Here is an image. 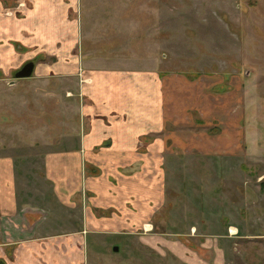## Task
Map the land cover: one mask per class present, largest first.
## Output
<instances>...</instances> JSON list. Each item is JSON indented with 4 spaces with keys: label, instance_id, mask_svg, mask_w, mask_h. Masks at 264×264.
<instances>
[{
    "label": "rangeland",
    "instance_id": "374dc122",
    "mask_svg": "<svg viewBox=\"0 0 264 264\" xmlns=\"http://www.w3.org/2000/svg\"><path fill=\"white\" fill-rule=\"evenodd\" d=\"M75 1L85 66L199 77L202 93L209 84L216 117L232 121L226 133L214 127L218 138L233 139L232 155L166 159V201L153 230L175 245L157 243L158 253L139 240L98 235L86 241L84 263L186 264L178 260L185 246L204 261L217 249V264H264V0ZM62 80L52 88L41 79L0 85V155L13 157L17 202L52 206L60 215L46 220L58 224L45 227L58 231L66 217L50 201L40 156L50 134L75 126L68 91L77 90L72 79ZM230 102L232 114L224 112ZM20 244L4 247L8 260Z\"/></svg>",
    "mask_w": 264,
    "mask_h": 264
},
{
    "label": "crops",
    "instance_id": "0c3cea01",
    "mask_svg": "<svg viewBox=\"0 0 264 264\" xmlns=\"http://www.w3.org/2000/svg\"><path fill=\"white\" fill-rule=\"evenodd\" d=\"M75 2L0 0V85L41 79L52 88L70 78L77 90L68 91L75 126L50 134L40 156L50 201L65 213L61 230L45 227L58 224L46 220L60 215L52 206L45 211L47 206L17 202L13 157L0 155V264H85L86 241L98 235L139 240L160 253L157 243L175 245L153 230L166 201V159L233 152V139L218 138L214 128L222 125L220 133H226L232 121L216 117L211 89L204 84L202 93L201 78L157 68L85 66ZM27 61L32 72L16 78ZM227 108L231 113V102ZM13 242L22 244L8 260L4 247ZM179 250L178 260L186 264L218 263L217 249L206 261L185 246Z\"/></svg>",
    "mask_w": 264,
    "mask_h": 264
},
{
    "label": "water",
    "instance_id": "95a60500",
    "mask_svg": "<svg viewBox=\"0 0 264 264\" xmlns=\"http://www.w3.org/2000/svg\"><path fill=\"white\" fill-rule=\"evenodd\" d=\"M33 63L31 61L25 62L20 69H18L15 73V77H27L32 72ZM113 250H117V247H113Z\"/></svg>",
    "mask_w": 264,
    "mask_h": 264
},
{
    "label": "flooded vegetation",
    "instance_id": "af4514ba",
    "mask_svg": "<svg viewBox=\"0 0 264 264\" xmlns=\"http://www.w3.org/2000/svg\"><path fill=\"white\" fill-rule=\"evenodd\" d=\"M24 64V63H23ZM20 69V68H19ZM17 71V70H16ZM15 71V72H16ZM17 78V77H16ZM16 242H13V244H15ZM11 244V243H10ZM113 247H117L116 245L112 246V250H113ZM118 249V248H117ZM113 251H116V250H113Z\"/></svg>",
    "mask_w": 264,
    "mask_h": 264
}]
</instances>
